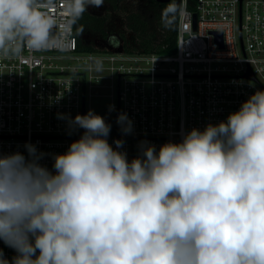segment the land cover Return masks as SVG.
I'll return each mask as SVG.
<instances>
[{
	"label": "clouds",
	"instance_id": "9594fccd",
	"mask_svg": "<svg viewBox=\"0 0 264 264\" xmlns=\"http://www.w3.org/2000/svg\"><path fill=\"white\" fill-rule=\"evenodd\" d=\"M51 27L36 0H0L5 54L18 39L42 47ZM69 122L84 132L54 172L34 145L27 158L0 154V240L13 264H264V90L179 143L141 142L131 161L104 117ZM116 123L132 132L126 113Z\"/></svg>",
	"mask_w": 264,
	"mask_h": 264
},
{
	"label": "built area",
	"instance_id": "2783aa9c",
	"mask_svg": "<svg viewBox=\"0 0 264 264\" xmlns=\"http://www.w3.org/2000/svg\"><path fill=\"white\" fill-rule=\"evenodd\" d=\"M189 5L180 0L176 52L159 54L140 48L124 22L107 39L86 37L94 51H80L77 0H36V10L52 21L45 44L33 48L18 39L7 54L0 50V154L27 158L25 145L31 144L44 154L39 162L54 172L55 155L83 134L70 119L92 110L94 99L109 100L106 122L119 104L132 121V132L120 129L118 138L129 161L141 155V142L158 151L193 128L226 121L264 90V0ZM118 139L108 142L115 148ZM0 253L8 264L18 255L3 240Z\"/></svg>",
	"mask_w": 264,
	"mask_h": 264
},
{
	"label": "trees",
	"instance_id": "16d2710c",
	"mask_svg": "<svg viewBox=\"0 0 264 264\" xmlns=\"http://www.w3.org/2000/svg\"><path fill=\"white\" fill-rule=\"evenodd\" d=\"M110 6L108 14L96 16L88 12L86 7H78L75 11V33L79 41L80 51H94L90 45L84 44L88 36L107 39L113 29L110 22L112 13H118L126 0H105ZM195 0H189V9H193ZM180 0H171L161 4L156 0H143L139 7L126 14L124 24L133 33L134 41L148 53L173 54L177 50V25ZM83 8V11L79 9Z\"/></svg>",
	"mask_w": 264,
	"mask_h": 264
},
{
	"label": "rangeland",
	"instance_id": "374dc122",
	"mask_svg": "<svg viewBox=\"0 0 264 264\" xmlns=\"http://www.w3.org/2000/svg\"><path fill=\"white\" fill-rule=\"evenodd\" d=\"M143 2V0H126L121 5L120 11L116 14L111 15L110 22L115 27V24L122 25V22H125L124 18L126 14L131 13L135 11L139 4ZM85 2L79 3V7H84ZM91 11L95 10V7L91 5ZM113 27V28H114ZM126 30V29H125ZM109 100H103V99H94L91 103V109L94 111V113L102 116L106 113L107 105ZM89 108V103H88Z\"/></svg>",
	"mask_w": 264,
	"mask_h": 264
},
{
	"label": "water",
	"instance_id": "95a60500",
	"mask_svg": "<svg viewBox=\"0 0 264 264\" xmlns=\"http://www.w3.org/2000/svg\"><path fill=\"white\" fill-rule=\"evenodd\" d=\"M158 3L161 4H167L170 3L171 0H156ZM196 22H197V15H194V29L196 30ZM120 97V94L118 95ZM121 113L120 111V104L118 105V109L116 111V114L113 116V118L109 121H107L108 124L111 125L110 134L108 136V139H118L120 137V126L116 123L118 115ZM83 114H87L86 110L84 109ZM84 132V129H83Z\"/></svg>",
	"mask_w": 264,
	"mask_h": 264
},
{
	"label": "flooded vegetation",
	"instance_id": "af4514ba",
	"mask_svg": "<svg viewBox=\"0 0 264 264\" xmlns=\"http://www.w3.org/2000/svg\"><path fill=\"white\" fill-rule=\"evenodd\" d=\"M83 2H85L84 5H85L86 9L90 10L91 9V4L87 3V0H83ZM94 7H95V10H93L92 13H91L93 15H96V16H105L106 14L110 13L109 12L110 6L107 4V2L105 0H103L102 6H100V7L94 6ZM113 14H116V13H112V15ZM115 26L117 28V25H115Z\"/></svg>",
	"mask_w": 264,
	"mask_h": 264
},
{
	"label": "snow or ice",
	"instance_id": "6c2138e0",
	"mask_svg": "<svg viewBox=\"0 0 264 264\" xmlns=\"http://www.w3.org/2000/svg\"><path fill=\"white\" fill-rule=\"evenodd\" d=\"M77 3H79V0H77Z\"/></svg>",
	"mask_w": 264,
	"mask_h": 264
}]
</instances>
